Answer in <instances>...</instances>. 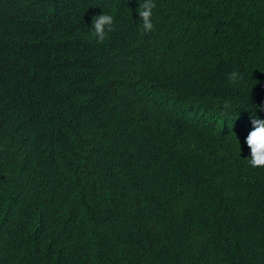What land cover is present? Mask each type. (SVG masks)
Segmentation results:
<instances>
[{
    "label": "trees",
    "instance_id": "16d2710c",
    "mask_svg": "<svg viewBox=\"0 0 264 264\" xmlns=\"http://www.w3.org/2000/svg\"><path fill=\"white\" fill-rule=\"evenodd\" d=\"M154 2L0 0V264H264V0Z\"/></svg>",
    "mask_w": 264,
    "mask_h": 264
},
{
    "label": "clouds",
    "instance_id": "9594fccd",
    "mask_svg": "<svg viewBox=\"0 0 264 264\" xmlns=\"http://www.w3.org/2000/svg\"><path fill=\"white\" fill-rule=\"evenodd\" d=\"M157 7L154 0H143L137 9L140 21L142 22V30L146 33L154 31L155 24L153 22V10ZM113 15L103 11L102 14L96 15L92 19V35L98 42H103L109 32L113 30ZM229 80L236 82L240 78V74L232 71L229 74ZM230 105L225 104V108ZM252 130L248 133L245 143L250 149V157L248 162L252 167L264 168V119L259 118L253 113L251 117Z\"/></svg>",
    "mask_w": 264,
    "mask_h": 264
}]
</instances>
